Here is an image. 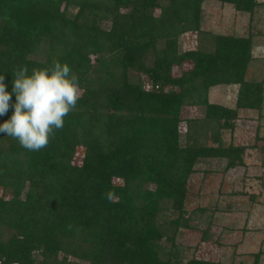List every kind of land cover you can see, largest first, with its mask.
Listing matches in <instances>:
<instances>
[{"label": "trees", "instance_id": "16d2710c", "mask_svg": "<svg viewBox=\"0 0 264 264\" xmlns=\"http://www.w3.org/2000/svg\"><path fill=\"white\" fill-rule=\"evenodd\" d=\"M206 1L0 0V75L11 95L0 124L13 114L20 66L30 75L66 63L82 93L40 151L0 133V264H223L187 257L177 241L179 228L198 230L187 180L210 158L223 170L243 165L245 146L222 134L233 133L238 109H262L264 76L248 72L264 31L202 29ZM212 1L249 25L264 20L253 16L264 0ZM185 33L194 48H182ZM217 85L236 86L233 106L209 100ZM208 229L198 241L219 243Z\"/></svg>", "mask_w": 264, "mask_h": 264}, {"label": "rangeland", "instance_id": "374dc122", "mask_svg": "<svg viewBox=\"0 0 264 264\" xmlns=\"http://www.w3.org/2000/svg\"><path fill=\"white\" fill-rule=\"evenodd\" d=\"M202 29L211 32L244 34L249 26L253 32L264 31V20L250 22L247 14L235 12L231 6L208 0L203 3ZM264 19V10L256 11ZM256 24V25H255ZM196 36L185 33L181 38L182 48L196 45ZM249 72L253 77L264 76V36L255 38ZM178 73V69L174 70ZM236 86L217 85L209 88V100L233 106ZM196 113V111H195ZM257 114L260 116L257 118ZM238 120L233 133L224 131L223 139L245 146L243 165L223 170V162L210 158L199 162L187 180L188 195L185 208L190 223L197 227L184 231L177 241L185 247L184 255L223 264H252L254 253L259 251L257 264H264V101L260 113L256 110L238 109ZM257 130V132H256ZM260 136V137H261ZM80 148L76 149L74 162H78ZM201 207L203 214L196 210ZM209 224V233L219 243L199 242L200 231Z\"/></svg>", "mask_w": 264, "mask_h": 264}, {"label": "clouds", "instance_id": "9594fccd", "mask_svg": "<svg viewBox=\"0 0 264 264\" xmlns=\"http://www.w3.org/2000/svg\"><path fill=\"white\" fill-rule=\"evenodd\" d=\"M13 76L14 111L0 124V133L17 140L26 150L40 151L76 108L82 95L79 79L69 65L56 60L48 68L33 69L30 75L26 65L20 66L13 70ZM3 81L0 75V115L8 112L11 100ZM107 197L112 200L113 194Z\"/></svg>", "mask_w": 264, "mask_h": 264}]
</instances>
